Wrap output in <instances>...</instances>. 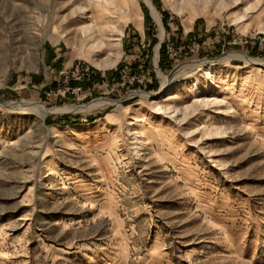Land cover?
Listing matches in <instances>:
<instances>
[{
	"label": "rangeland",
	"instance_id": "rangeland-1",
	"mask_svg": "<svg viewBox=\"0 0 264 264\" xmlns=\"http://www.w3.org/2000/svg\"><path fill=\"white\" fill-rule=\"evenodd\" d=\"M149 2L0 0V264H264V0Z\"/></svg>",
	"mask_w": 264,
	"mask_h": 264
},
{
	"label": "bare ground",
	"instance_id": "bare-ground-1",
	"mask_svg": "<svg viewBox=\"0 0 264 264\" xmlns=\"http://www.w3.org/2000/svg\"><path fill=\"white\" fill-rule=\"evenodd\" d=\"M145 1V4L148 6V8L150 9V12H151V16H152V18L156 21V23L158 24V26H159V29H160V34L162 35L163 34V29H162V26H161V24H160V19H159V17L157 16V14L154 12V10H153V8L151 7V5H150V2H149V0H144ZM95 28H93V29H90L89 31H88V33L86 34L88 37H87V39H88V41H89V44H90V46H89V48L92 50V49H100V48H102L103 49V47H105L104 46V44H102V42H101V37H100V31L98 32V31H95L94 30ZM102 32H104V30L102 31ZM102 36H104V35H102ZM106 36V35H105ZM104 36V37H105ZM102 51V50H101ZM97 52H99V51H97ZM233 58H239V59H242V60H244L245 62H247L248 64H250V65H252V66H262V64H260V63H258V62H255V61H252V60H250V58L249 59H247L246 57H243L242 55H239V54H234L233 56H232ZM107 64V63H106ZM99 66H97V68H98ZM100 67H102V66H100ZM103 68V67H102ZM101 69V68H100ZM253 72H255L256 71V69H254V70H252ZM249 72V71H248ZM251 73V71L249 72V74ZM256 73V72H255ZM211 75V73H208V72H205L204 74H203V77L206 79L208 76H210ZM202 77V78H203ZM209 78H211V77H209ZM249 78V76H247V77H244L243 79H248ZM241 79V78H240ZM239 83H240V81H239ZM202 86H205V85H202V84H200V83H198V82H196V83H194L193 85H191V87H190V89H189V91L188 92H191V93H201V89H202ZM167 88L168 87H166V86H164L163 88H162V90H161V93L163 94L166 90H167ZM97 103V102H96ZM207 103H210V104H213V105H216V104H218L219 102L216 100V99H212V100H209V101H207ZM206 103V104H207ZM98 104V103H97ZM95 105V104H94ZM105 105V103H100V104H98V106H104ZM22 106L23 107H25L26 108V110L27 111H29L30 113H33V114H36V115H39L40 117H41V120L43 121L44 119H45V117L47 116V115H49V114H52V113H54V112H58V111H48L45 107H43V106H41V105H32V104H28V103H23L22 104ZM93 107V106H92ZM97 107V106H96ZM89 109H90V107H89ZM170 110V109H169ZM175 110V109H174ZM67 111H70V110H67ZM163 111H166V109H163ZM188 111V110H187ZM63 112V111H62ZM71 112V111H70ZM72 112H74V111H72ZM65 113V112H64ZM161 113H162V111H161ZM165 112H163V114H164ZM176 113V112H175ZM217 113H220V112H217ZM222 113V112H221ZM174 114V113H173ZM166 115V114H165ZM177 115V114H176ZM170 119V118H169ZM170 120H172V119H170ZM178 119L176 118V119H173V121L174 122H176ZM72 133H76V131H72ZM78 133V132H77ZM221 133V132H220ZM154 134L155 133H153V132H146V131H144V130H141L140 132H133V133H131V135H133V139H134V142L135 143H137L140 139H142V138H145L146 140L144 141V145H143V147H142V149H147L148 148V146H152V144L155 142L154 141ZM75 135V134H74ZM217 135V134H216ZM220 135V134H219ZM77 137V136H76ZM208 138V137H207ZM50 163V162H49ZM48 163V164H49ZM46 164H47V162H46ZM44 165V164H43ZM50 166V165H49ZM42 168H45V166H43ZM47 168V167H46ZM41 170V169H40ZM46 177V176H45Z\"/></svg>",
	"mask_w": 264,
	"mask_h": 264
},
{
	"label": "built area",
	"instance_id": "built-area-1",
	"mask_svg": "<svg viewBox=\"0 0 264 264\" xmlns=\"http://www.w3.org/2000/svg\"><path fill=\"white\" fill-rule=\"evenodd\" d=\"M264 42V41H263Z\"/></svg>",
	"mask_w": 264,
	"mask_h": 264
}]
</instances>
